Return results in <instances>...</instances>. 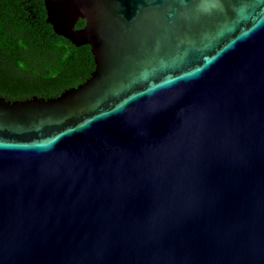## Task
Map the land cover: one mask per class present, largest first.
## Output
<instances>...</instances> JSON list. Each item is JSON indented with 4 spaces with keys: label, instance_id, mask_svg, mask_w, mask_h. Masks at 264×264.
I'll list each match as a JSON object with an SVG mask.
<instances>
[{
    "label": "water",
    "instance_id": "95a60500",
    "mask_svg": "<svg viewBox=\"0 0 264 264\" xmlns=\"http://www.w3.org/2000/svg\"><path fill=\"white\" fill-rule=\"evenodd\" d=\"M44 4L95 67L0 96V264H264V0Z\"/></svg>",
    "mask_w": 264,
    "mask_h": 264
},
{
    "label": "trees",
    "instance_id": "16d2710c",
    "mask_svg": "<svg viewBox=\"0 0 264 264\" xmlns=\"http://www.w3.org/2000/svg\"><path fill=\"white\" fill-rule=\"evenodd\" d=\"M46 17L44 0H0V96H55L94 69L90 45L57 34Z\"/></svg>",
    "mask_w": 264,
    "mask_h": 264
}]
</instances>
